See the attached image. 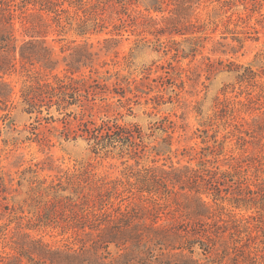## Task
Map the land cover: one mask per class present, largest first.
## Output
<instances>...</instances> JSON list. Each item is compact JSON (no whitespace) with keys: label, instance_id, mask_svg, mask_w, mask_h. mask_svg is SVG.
<instances>
[{"label":"rangeland","instance_id":"374dc122","mask_svg":"<svg viewBox=\"0 0 264 264\" xmlns=\"http://www.w3.org/2000/svg\"><path fill=\"white\" fill-rule=\"evenodd\" d=\"M16 1L0 259L14 233L77 248L132 208L200 236L198 264H264V0Z\"/></svg>","mask_w":264,"mask_h":264},{"label":"trees","instance_id":"16d2710c","mask_svg":"<svg viewBox=\"0 0 264 264\" xmlns=\"http://www.w3.org/2000/svg\"><path fill=\"white\" fill-rule=\"evenodd\" d=\"M34 2L39 4L41 9L47 10L50 0H34ZM18 9L19 3L16 0H0V51L4 56L0 66H9L8 57L17 48L12 34V21L15 19ZM35 42L31 39L25 45H22L24 57L29 58L35 54ZM40 86L46 89L49 83L43 82ZM5 96L7 97L8 93ZM28 103H32V101ZM34 107V104H30L31 109ZM31 109L29 111H32ZM102 143H106V141L103 140ZM107 144H111V142H107ZM135 214L134 209L130 208L122 214L116 223L117 225H108L105 229L98 231L97 238L85 240L82 238L81 245L77 248H52L42 240H27L26 236L28 235L25 233L21 235L19 232L14 233L8 239L14 252L8 256H2L0 264L196 263L194 260V246H200L203 240L198 235L194 236V231L184 234L179 231V227L177 229L172 225L159 227L148 225L147 228L141 229L137 225L131 226V218H134ZM77 227L78 229L83 228V226ZM254 227L259 229L261 226L255 224ZM172 229L176 230L177 233L171 234ZM170 235L174 237L176 242L179 241V246L173 244L174 239ZM112 246L115 247L116 253L110 250ZM170 246L172 249L179 248L180 252L171 253L170 249L166 251ZM156 248H159L161 252H155ZM169 255L176 258L171 259ZM237 255L239 254L237 253ZM223 257L224 255L221 254V259Z\"/></svg>","mask_w":264,"mask_h":264}]
</instances>
